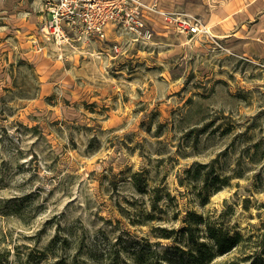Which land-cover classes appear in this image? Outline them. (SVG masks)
Segmentation results:
<instances>
[{"label": "rangeland", "instance_id": "obj_1", "mask_svg": "<svg viewBox=\"0 0 264 264\" xmlns=\"http://www.w3.org/2000/svg\"><path fill=\"white\" fill-rule=\"evenodd\" d=\"M52 2L0 0V264L91 262L120 235L163 250L174 243L155 227L192 210L248 238L210 264L251 253L264 233L262 40L229 51L152 24L143 42L108 26L59 45L44 35Z\"/></svg>", "mask_w": 264, "mask_h": 264}, {"label": "trees", "instance_id": "obj_2", "mask_svg": "<svg viewBox=\"0 0 264 264\" xmlns=\"http://www.w3.org/2000/svg\"><path fill=\"white\" fill-rule=\"evenodd\" d=\"M183 222L178 229L155 227L157 237L170 238L174 243L163 250L158 247L159 241L120 235L106 247L94 243L87 251L91 262L76 257L67 262L62 257L51 264H210L248 239L238 231L230 233L223 224L205 221L193 210L186 213ZM255 243L251 253L230 264H264V233Z\"/></svg>", "mask_w": 264, "mask_h": 264}, {"label": "built area", "instance_id": "obj_3", "mask_svg": "<svg viewBox=\"0 0 264 264\" xmlns=\"http://www.w3.org/2000/svg\"><path fill=\"white\" fill-rule=\"evenodd\" d=\"M53 1L44 35L59 45L70 43L73 38L84 43L92 38L104 40L108 26L132 33L136 41H147L153 34V27L148 23V15L152 13L165 17L166 26L171 29L192 35H209L202 17L184 11L164 10L158 0ZM118 45L119 42H114L112 48L117 51Z\"/></svg>", "mask_w": 264, "mask_h": 264}, {"label": "crops", "instance_id": "obj_4", "mask_svg": "<svg viewBox=\"0 0 264 264\" xmlns=\"http://www.w3.org/2000/svg\"><path fill=\"white\" fill-rule=\"evenodd\" d=\"M158 3L167 11H184L202 17L209 35L188 32L181 35L200 40L203 45L229 51L239 48L246 53L253 52L254 46L259 47L256 39L264 43V0H158ZM148 23L153 24L154 30L171 31L160 16L153 13L148 15Z\"/></svg>", "mask_w": 264, "mask_h": 264}]
</instances>
